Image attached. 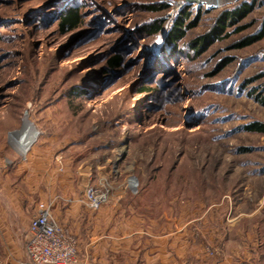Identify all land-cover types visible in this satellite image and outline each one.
<instances>
[{
	"label": "rangeland",
	"instance_id": "374dc122",
	"mask_svg": "<svg viewBox=\"0 0 264 264\" xmlns=\"http://www.w3.org/2000/svg\"><path fill=\"white\" fill-rule=\"evenodd\" d=\"M239 1L189 2L203 11L182 41L193 56L164 63L158 53L150 63L163 35L142 30L158 19L168 28L177 12L167 0H0V199L25 207L77 199L101 234L188 231L209 256L238 259L231 251L252 244L264 264V133L246 128L264 122V38L233 46L257 28L264 5L241 22L249 28L230 27L198 56L190 48ZM67 2L81 5L84 22L64 33L58 16ZM119 51L123 65L108 71L106 59ZM25 110L37 132L26 153ZM89 184L110 190L99 209L81 200ZM218 233L221 242L209 239ZM132 238L125 241L137 246ZM10 239L0 231V264ZM98 242L87 250L106 254L108 241Z\"/></svg>",
	"mask_w": 264,
	"mask_h": 264
},
{
	"label": "crops",
	"instance_id": "0c3cea01",
	"mask_svg": "<svg viewBox=\"0 0 264 264\" xmlns=\"http://www.w3.org/2000/svg\"><path fill=\"white\" fill-rule=\"evenodd\" d=\"M48 198V197H46ZM55 199L51 212L54 217L77 236L79 241V260L75 264H259L257 258V251L250 244L249 248L240 254V251H231L233 256H239L238 259L221 257L218 252L215 256H209L206 253L204 244H197L196 248L192 234L188 231L183 233H159V232H127L122 235L115 234V231L110 230L104 234L99 233L97 222L99 219L94 216L86 217L80 210L77 199H72L68 202ZM41 201H48L42 199ZM40 201V202H41ZM27 210V211H25ZM38 210V203L36 206L25 207L24 201L12 202L3 201L0 199V231L10 234L9 249L7 250V260L4 264H27L25 261V247L24 244L28 238L25 231L29 230L32 218ZM16 219L21 218L20 223L25 229L19 228ZM19 224V225H20ZM91 228L88 229V226ZM19 231V232H18ZM28 232V231H27ZM16 233V234H14ZM137 234V246L128 243L133 236ZM217 236V238L215 237ZM147 237V239H146ZM141 238V239H140ZM90 239L89 243L85 242ZM105 239L106 250L111 251L106 254H98L97 251H88L87 247L95 243V248H99V240ZM210 240L214 242H221V233L209 236ZM117 240H122L120 247L115 245ZM128 242H126V241ZM165 240V242H163ZM144 241V242H143ZM148 241V242H147ZM128 244L130 246H128ZM85 250V251H84ZM121 252V255H119ZM91 253V255H89ZM93 253V254H92ZM91 259L89 261L88 259Z\"/></svg>",
	"mask_w": 264,
	"mask_h": 264
},
{
	"label": "trees",
	"instance_id": "16d2710c",
	"mask_svg": "<svg viewBox=\"0 0 264 264\" xmlns=\"http://www.w3.org/2000/svg\"><path fill=\"white\" fill-rule=\"evenodd\" d=\"M64 9L58 16V26L64 33L78 28L83 22V15L81 12V5L74 3H63ZM264 1L258 2L257 0H241L235 5L224 7L218 15L215 17L209 30L192 40L190 48L194 54L198 56L199 53L205 51L216 40L222 37H228L232 32L239 33L249 28L251 23L241 24L258 6H263ZM150 10H164L167 8L166 4H147L145 5ZM202 9H195L193 11L191 5H185L179 10L170 20L168 28L164 31L163 19H158L154 23L147 24L143 27V33L145 34H157L161 33L162 40L156 43L155 49L151 48L149 54V62H159L158 53L162 54L163 59L161 62H167L170 59H177V54H182L184 58H188L189 55L193 56L190 51H184L182 47V41L185 38L187 32L196 27L202 14ZM192 13H196L192 17ZM230 27H234V30L228 31ZM264 38V14L259 19L257 28L251 33L246 34L240 40L234 43L235 48H242L249 46L255 42H258ZM148 56V55H147ZM107 70L112 71L120 68L124 63L123 52H116L110 55L106 59ZM228 62V61H227ZM220 65V67L225 66ZM143 90L154 91L155 89L150 86L143 87ZM264 103V96L261 99ZM246 128L251 131H257L264 133V122L255 121L248 125Z\"/></svg>",
	"mask_w": 264,
	"mask_h": 264
},
{
	"label": "built area",
	"instance_id": "2783aa9c",
	"mask_svg": "<svg viewBox=\"0 0 264 264\" xmlns=\"http://www.w3.org/2000/svg\"><path fill=\"white\" fill-rule=\"evenodd\" d=\"M206 7H221L228 0H167L169 14L178 12L189 2ZM108 187L89 184L82 197L83 204L93 210L101 208L109 200ZM55 199L41 201L32 218L28 238L25 243L27 264H75L78 262V242L76 236L52 214Z\"/></svg>",
	"mask_w": 264,
	"mask_h": 264
},
{
	"label": "bare ground",
	"instance_id": "6f19581e",
	"mask_svg": "<svg viewBox=\"0 0 264 264\" xmlns=\"http://www.w3.org/2000/svg\"><path fill=\"white\" fill-rule=\"evenodd\" d=\"M29 128H30V131H25L26 134L24 135V137L21 138L24 153H26L30 149V147L33 143V140L35 139V135H36L33 133L34 132V130H32L33 128H31V127H29ZM31 130L33 132H31Z\"/></svg>",
	"mask_w": 264,
	"mask_h": 264
},
{
	"label": "water",
	"instance_id": "95a60500",
	"mask_svg": "<svg viewBox=\"0 0 264 264\" xmlns=\"http://www.w3.org/2000/svg\"><path fill=\"white\" fill-rule=\"evenodd\" d=\"M28 117H29V111L25 110V127H27V125H28V127L33 128L34 129V134H36L37 132L35 131L34 125H33V123L30 120H28Z\"/></svg>",
	"mask_w": 264,
	"mask_h": 264
}]
</instances>
